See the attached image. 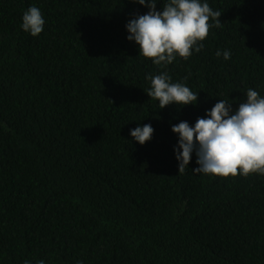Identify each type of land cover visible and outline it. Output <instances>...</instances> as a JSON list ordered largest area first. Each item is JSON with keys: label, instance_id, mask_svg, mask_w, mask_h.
I'll return each mask as SVG.
<instances>
[{"label": "trees", "instance_id": "trees-1", "mask_svg": "<svg viewBox=\"0 0 264 264\" xmlns=\"http://www.w3.org/2000/svg\"><path fill=\"white\" fill-rule=\"evenodd\" d=\"M202 2L223 27L160 67L127 39L144 5L0 0V264H264V175L196 173L195 150L179 173L173 125L264 96V0ZM33 5L35 37L21 28ZM161 71L197 103L159 108L145 91Z\"/></svg>", "mask_w": 264, "mask_h": 264}, {"label": "clouds", "instance_id": "clouds-1", "mask_svg": "<svg viewBox=\"0 0 264 264\" xmlns=\"http://www.w3.org/2000/svg\"><path fill=\"white\" fill-rule=\"evenodd\" d=\"M148 7L146 14H137L126 24L130 33L128 40H134L139 46V54L153 61L154 65L166 67L177 56L188 60L193 50L199 53L203 41L213 27H223L221 12L214 11L202 0H167L162 10H157L158 0H132ZM45 20L38 7L30 6L22 15L21 28L38 36L43 31ZM216 56H221L217 50ZM223 58H231L230 50L223 51ZM150 87L147 95L159 102V108L169 104H196L198 93L182 82H172L167 71L148 74ZM185 80L187 77L184 78ZM172 131L179 135L176 158L179 173L189 165L195 150L199 167L193 171L205 175L223 178L245 177L252 174L264 175V96L249 88L246 100L233 110L232 102L220 99L206 112L205 117H198L194 126L181 121L172 126ZM154 129L144 124L131 130V137L144 144L152 138ZM182 149V151H180ZM24 264H30L28 260ZM38 264H45L39 260Z\"/></svg>", "mask_w": 264, "mask_h": 264}]
</instances>
